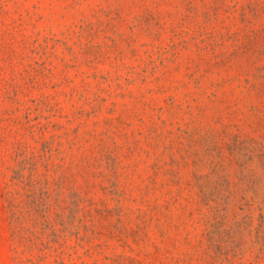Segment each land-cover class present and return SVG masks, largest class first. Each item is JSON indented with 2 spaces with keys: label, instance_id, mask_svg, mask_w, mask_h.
<instances>
[{
  "label": "rangeland",
  "instance_id": "1",
  "mask_svg": "<svg viewBox=\"0 0 264 264\" xmlns=\"http://www.w3.org/2000/svg\"><path fill=\"white\" fill-rule=\"evenodd\" d=\"M0 264H264V0H0Z\"/></svg>",
  "mask_w": 264,
  "mask_h": 264
}]
</instances>
